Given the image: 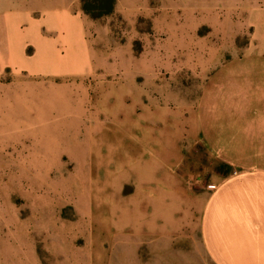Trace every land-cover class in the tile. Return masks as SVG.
Wrapping results in <instances>:
<instances>
[{
	"label": "crops",
	"instance_id": "crops-1",
	"mask_svg": "<svg viewBox=\"0 0 264 264\" xmlns=\"http://www.w3.org/2000/svg\"><path fill=\"white\" fill-rule=\"evenodd\" d=\"M246 16V52L206 77L195 106L145 104L143 93L122 82L100 88L99 107L121 109L118 132L126 137L116 139L127 147L105 182L93 172L89 208L80 202L92 264H123L126 255L133 264H264V0H249ZM88 42L78 6L0 10V72L14 65L51 77L94 76ZM111 95L119 101L109 105ZM153 121L165 123L166 133ZM93 129L91 152L100 161L98 142L106 137ZM191 150L201 160L197 174L182 166ZM130 170L132 184H117L116 174L127 182Z\"/></svg>",
	"mask_w": 264,
	"mask_h": 264
},
{
	"label": "rangeland",
	"instance_id": "rangeland-1",
	"mask_svg": "<svg viewBox=\"0 0 264 264\" xmlns=\"http://www.w3.org/2000/svg\"><path fill=\"white\" fill-rule=\"evenodd\" d=\"M248 1L117 0L113 12L94 19L80 0H0L1 11L78 6L96 72L76 79L14 65L0 72V264H92L91 225L80 202L89 208L93 172L105 182L106 169L118 166L127 147L116 139L126 137L118 132L121 109L99 107L103 89L122 82L143 93L145 104L195 106L206 77L246 52ZM115 101L111 95L109 105ZM153 123L158 134L166 133L165 123ZM94 125L96 135L106 137L98 142L100 161L91 152ZM188 162L182 166L199 173L200 158ZM129 174L127 182L121 174L114 180L132 184L136 174ZM122 263L133 264L128 255Z\"/></svg>",
	"mask_w": 264,
	"mask_h": 264
},
{
	"label": "trees",
	"instance_id": "trees-1",
	"mask_svg": "<svg viewBox=\"0 0 264 264\" xmlns=\"http://www.w3.org/2000/svg\"><path fill=\"white\" fill-rule=\"evenodd\" d=\"M83 12L92 18H100L114 11L117 0H80Z\"/></svg>",
	"mask_w": 264,
	"mask_h": 264
}]
</instances>
